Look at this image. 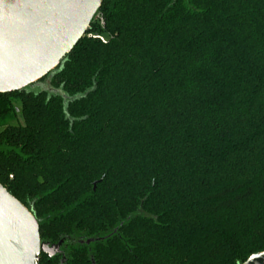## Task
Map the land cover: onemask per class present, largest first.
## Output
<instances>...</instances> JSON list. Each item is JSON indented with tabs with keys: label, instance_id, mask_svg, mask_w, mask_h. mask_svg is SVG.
<instances>
[{
	"label": "trees",
	"instance_id": "16d2710c",
	"mask_svg": "<svg viewBox=\"0 0 264 264\" xmlns=\"http://www.w3.org/2000/svg\"><path fill=\"white\" fill-rule=\"evenodd\" d=\"M0 184L62 242L39 264L263 253L264 0H105L55 71L0 94Z\"/></svg>",
	"mask_w": 264,
	"mask_h": 264
},
{
	"label": "water",
	"instance_id": "95a60500",
	"mask_svg": "<svg viewBox=\"0 0 264 264\" xmlns=\"http://www.w3.org/2000/svg\"><path fill=\"white\" fill-rule=\"evenodd\" d=\"M104 1L0 0V94L22 91L55 71ZM61 244L43 243L34 215L0 184V264H39L41 254L51 258ZM243 264H264V252Z\"/></svg>",
	"mask_w": 264,
	"mask_h": 264
},
{
	"label": "built area",
	"instance_id": "2783aa9c",
	"mask_svg": "<svg viewBox=\"0 0 264 264\" xmlns=\"http://www.w3.org/2000/svg\"><path fill=\"white\" fill-rule=\"evenodd\" d=\"M99 20H100L101 25H103V20L102 19H99ZM90 37H92L93 39H98V40H100L103 43L106 42L105 38H103L102 36L90 35Z\"/></svg>",
	"mask_w": 264,
	"mask_h": 264
},
{
	"label": "rangeland",
	"instance_id": "374dc122",
	"mask_svg": "<svg viewBox=\"0 0 264 264\" xmlns=\"http://www.w3.org/2000/svg\"><path fill=\"white\" fill-rule=\"evenodd\" d=\"M13 103H14L15 107L20 108V103L18 101H14ZM19 120H20L21 123H23V120H22L21 116L19 117Z\"/></svg>",
	"mask_w": 264,
	"mask_h": 264
},
{
	"label": "flooded vegetation",
	"instance_id": "af4514ba",
	"mask_svg": "<svg viewBox=\"0 0 264 264\" xmlns=\"http://www.w3.org/2000/svg\"><path fill=\"white\" fill-rule=\"evenodd\" d=\"M80 243L82 244V243H84V242L80 241ZM86 243H87V242H86ZM59 252H60V249H59ZM59 252H57V254H58ZM57 254H56V255H57ZM47 257H48V256H47ZM53 257H54V256H53ZM51 258H52V257H51Z\"/></svg>",
	"mask_w": 264,
	"mask_h": 264
}]
</instances>
